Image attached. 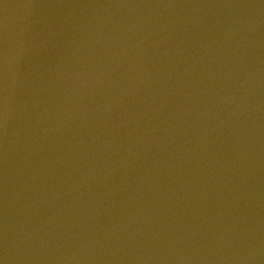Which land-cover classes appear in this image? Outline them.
<instances>
[{
    "label": "water",
    "instance_id": "95a60500",
    "mask_svg": "<svg viewBox=\"0 0 264 264\" xmlns=\"http://www.w3.org/2000/svg\"><path fill=\"white\" fill-rule=\"evenodd\" d=\"M2 264H264V0H0Z\"/></svg>",
    "mask_w": 264,
    "mask_h": 264
},
{
    "label": "snow or ice",
    "instance_id": "6c2138e0",
    "mask_svg": "<svg viewBox=\"0 0 264 264\" xmlns=\"http://www.w3.org/2000/svg\"><path fill=\"white\" fill-rule=\"evenodd\" d=\"M0 264H2V262H0Z\"/></svg>",
    "mask_w": 264,
    "mask_h": 264
}]
</instances>
